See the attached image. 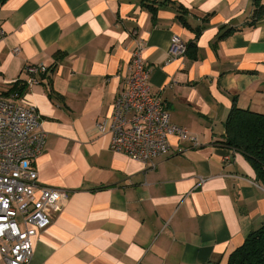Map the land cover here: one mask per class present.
Segmentation results:
<instances>
[{"label": "crops", "instance_id": "0c3cea01", "mask_svg": "<svg viewBox=\"0 0 264 264\" xmlns=\"http://www.w3.org/2000/svg\"><path fill=\"white\" fill-rule=\"evenodd\" d=\"M253 8L252 0L0 4V96L26 80L24 65H45L15 99L40 114L39 184L68 193L33 237L30 264H227L264 223V185L242 153L220 143L233 104L264 113V15L249 24ZM173 37L193 47L172 56ZM137 43L150 91L198 142L171 137L172 153L154 166L112 150L95 125L110 116Z\"/></svg>", "mask_w": 264, "mask_h": 264}, {"label": "built area", "instance_id": "2783aa9c", "mask_svg": "<svg viewBox=\"0 0 264 264\" xmlns=\"http://www.w3.org/2000/svg\"><path fill=\"white\" fill-rule=\"evenodd\" d=\"M3 36L0 28V39ZM185 50L186 45L177 37L171 39L170 55L184 54ZM22 70L27 78L21 83L30 86L38 82L37 75L46 72V67L26 64ZM127 70L125 85L112 103L110 116L95 122L101 133L110 134V148L154 166L155 157L172 153L171 137L197 146V137L171 123L165 103L150 91L149 69L140 43L131 50ZM17 95L0 96V259L5 264H30L33 237L50 224L68 193L39 184L34 161L44 148L45 133L40 129L36 107L17 102Z\"/></svg>", "mask_w": 264, "mask_h": 264}, {"label": "trees", "instance_id": "16d2710c", "mask_svg": "<svg viewBox=\"0 0 264 264\" xmlns=\"http://www.w3.org/2000/svg\"><path fill=\"white\" fill-rule=\"evenodd\" d=\"M5 1L0 0V4ZM252 1L254 8L249 24L264 15V5L260 0ZM193 30L199 32V28ZM233 31V28H227L220 32L219 38ZM192 47L193 43L186 45L184 54ZM25 88L24 83L15 82L8 92L22 94ZM224 130L220 143L242 153L254 169L257 180L264 185V113L241 109L233 104L224 121ZM227 264H264V223L245 236L243 243L229 255Z\"/></svg>", "mask_w": 264, "mask_h": 264}]
</instances>
